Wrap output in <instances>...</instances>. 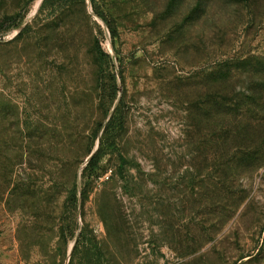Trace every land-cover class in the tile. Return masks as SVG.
Instances as JSON below:
<instances>
[{
  "label": "rangeland",
  "instance_id": "374dc122",
  "mask_svg": "<svg viewBox=\"0 0 264 264\" xmlns=\"http://www.w3.org/2000/svg\"><path fill=\"white\" fill-rule=\"evenodd\" d=\"M0 264H264V0H0Z\"/></svg>",
  "mask_w": 264,
  "mask_h": 264
},
{
  "label": "trees",
  "instance_id": "16d2710c",
  "mask_svg": "<svg viewBox=\"0 0 264 264\" xmlns=\"http://www.w3.org/2000/svg\"><path fill=\"white\" fill-rule=\"evenodd\" d=\"M47 0H45L46 2ZM105 21V17L103 18ZM21 25V22H19L18 24H16V27L20 26ZM107 25H108V29H109V32L111 34V37L112 39L115 38L116 36V30L114 28V26L110 23V22H107ZM226 103V102H225ZM229 104V102L227 103ZM231 105V104H230ZM119 110H120V104L114 109V112L112 113V115L110 116L105 128H104V139L107 135H110L116 128H117V125H118V119H117V115L119 113ZM226 113V112H225ZM231 134V132H230ZM101 154H102V151H101V148L89 159V163L87 165V168L88 170H92L94 168L97 167L99 161H100V158H101ZM226 160H223V161H229V159L231 158H224ZM239 158H237L236 156H234V160H238ZM242 160V159H241ZM240 160V161H241Z\"/></svg>",
  "mask_w": 264,
  "mask_h": 264
}]
</instances>
